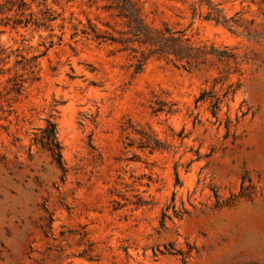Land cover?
<instances>
[{"label":"rangeland","instance_id":"obj_1","mask_svg":"<svg viewBox=\"0 0 264 264\" xmlns=\"http://www.w3.org/2000/svg\"><path fill=\"white\" fill-rule=\"evenodd\" d=\"M132 2L195 67L138 72L107 0H48L52 30L0 21V264H264V0Z\"/></svg>","mask_w":264,"mask_h":264},{"label":"trees","instance_id":"obj_2","mask_svg":"<svg viewBox=\"0 0 264 264\" xmlns=\"http://www.w3.org/2000/svg\"><path fill=\"white\" fill-rule=\"evenodd\" d=\"M48 0H0V21L6 25L17 27H35L45 30H52L51 25L57 20V16L47 4ZM111 2L117 16L124 22L127 31L118 40H112L124 46L125 50H132L139 53L136 60L140 64L138 72L141 71L148 59L147 54L160 57L173 58L181 63L185 69L195 67L197 61V50L193 48L189 38L183 32H172L168 27L153 29L147 26L136 5L132 0H107ZM35 9V10H34ZM221 14V12H219ZM208 16L206 20H215L220 23V17ZM77 34L91 40L103 43L108 37L100 33L92 24L88 23L80 31L75 29ZM111 41V40H110ZM137 45V46H136ZM38 143L42 148L50 151L56 158L57 163L62 166L61 144L57 137V127L54 122H47L42 131Z\"/></svg>","mask_w":264,"mask_h":264}]
</instances>
